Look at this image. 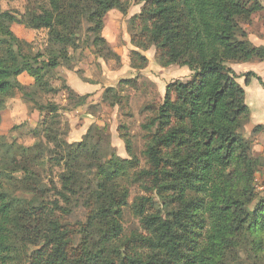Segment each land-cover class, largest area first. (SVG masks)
Listing matches in <instances>:
<instances>
[{"label":"trees","instance_id":"1","mask_svg":"<svg viewBox=\"0 0 264 264\" xmlns=\"http://www.w3.org/2000/svg\"><path fill=\"white\" fill-rule=\"evenodd\" d=\"M88 1L93 7L88 16L94 22L92 30L100 31L106 11L116 8L126 12L123 0ZM137 1L143 6L129 21L132 28H138L131 36L133 45L140 49L153 46L162 67L180 65L191 72L190 79L166 85L162 103L151 108L152 116L142 124L148 132L143 150L147 168L131 172L139 161L124 134L131 159L112 155L103 167H86L94 169L97 176L84 204L88 220L71 226L65 219L70 214L68 204H37L36 198L17 197L2 187L0 264H228L243 241L256 244L258 249L264 247V200L249 207L253 194L247 182L255 163L237 131L239 121L250 111L245 86L251 77L263 88L264 82L248 71L242 84L231 67L233 62L264 60V46L253 45L245 30L238 32V19L248 22L254 12L263 9L262 4L256 0ZM60 2L48 0L49 8L28 17L29 27L48 29L53 40L63 45L34 56L23 51L10 19L0 10V111L22 73L33 78L40 92L56 91L45 78L62 65L64 45L76 47L73 35L77 29L64 22L65 34L57 33L54 25L62 9ZM109 91L112 88L104 95ZM78 101L83 103L84 96ZM34 103L45 116V137L56 139L50 138L52 121L47 115H57L58 106ZM101 129L91 125L74 146L64 142L66 147H74L65 156L67 168L58 192L66 203L77 192L78 158L95 159L93 131ZM2 145L4 164H12V154L26 160L18 166L22 176L16 179L23 190L38 192L40 183L30 164L40 162L44 151L41 142L30 147L14 142ZM123 179H131L148 193L134 198L131 212L139 227L128 233L121 223L129 197L128 188L120 185ZM169 191V200L155 204L153 195L165 198ZM171 197L176 204H170ZM77 232L82 233L79 242L75 241ZM29 244L35 248L29 250Z\"/></svg>","mask_w":264,"mask_h":264},{"label":"rangeland","instance_id":"2","mask_svg":"<svg viewBox=\"0 0 264 264\" xmlns=\"http://www.w3.org/2000/svg\"><path fill=\"white\" fill-rule=\"evenodd\" d=\"M123 1L126 12L116 8L106 11L101 18L102 26L99 31L92 30L94 22L88 19L93 10L88 0H61L62 9L55 18L54 25L57 33L65 34L64 22L77 29L73 35L76 47L64 45L66 49L62 52V65L50 71L45 78L56 91L40 92L33 78L22 73L18 76L12 97L0 111V172H4V179H0V189L4 187L6 192L17 197L36 198L37 204H68L70 214L65 216V219L70 226L75 222L86 223L88 220V208L84 204L96 186L97 176L92 173L94 169L88 170L86 167L92 164L94 168L103 167L105 160L112 155L131 159L122 138L127 134L131 151L139 161L131 172L147 168L143 150L146 147L148 132L143 129L142 124L152 116L151 108H157L162 103L167 84L191 78V72L186 67L160 66L153 46L140 49L133 45L131 36L138 32V28H132L129 21L133 15L140 12L143 3H138L137 0ZM256 1L260 4L264 2ZM43 8H49L48 0H0V10L10 19L12 32L22 41L23 51L31 56L63 46L53 40L48 29H33L27 25L29 15L39 13ZM254 15H257V21L253 29H260L264 24V7L254 12L251 18ZM250 23L251 19L247 22L239 18L238 32L244 31L245 24ZM44 58L46 55L39 60ZM258 65L260 64L254 61L244 64L246 67ZM235 68L241 71L245 67L239 68L235 65ZM236 74L239 76L237 80L243 84L245 73ZM124 80H131V83ZM108 88H112V91L105 93V96L104 92ZM252 88L246 96L251 110L241 118L237 130L247 142L249 154L255 163L253 176L247 182L253 194L249 203L251 209L264 200V90L259 95L256 91L253 94ZM32 93L34 94L31 97ZM70 94L72 100H69ZM80 96H84V102L81 104L78 101ZM34 101L41 105L52 103L58 106L57 115H47L52 121L50 138L55 136L56 139L49 140L45 137V116L35 108ZM91 125L102 128L93 131L92 142L97 143L95 159L88 162L78 158V180L75 182L77 192L72 194L66 203L59 197L58 192L62 190V174L67 168L65 156L74 147L68 148L64 142L74 146L82 140ZM13 142L23 147L41 142L44 148L40 162L29 163L40 183L39 191L34 194L25 192L23 184L16 180L22 176L18 166L26 160L17 154L9 155L11 165H6L1 160L2 144ZM62 157L65 159L62 160ZM233 169L238 170L235 167ZM235 173L234 171L232 175ZM120 185L127 187L129 191L128 205L124 208L121 221L124 231L128 233L139 227L137 218L131 212V204L136 196L148 193L131 179L121 180ZM170 194L171 191L165 198L153 195V200L155 204H163L170 199ZM171 198L170 204H176L175 197ZM95 233L92 236L96 242L98 236ZM34 238L31 237V241L35 240ZM81 238L82 233L77 232L75 241L79 242ZM28 248L32 250L35 247L29 244ZM233 252L228 264H264V247L258 249L256 244L243 241Z\"/></svg>","mask_w":264,"mask_h":264},{"label":"crops","instance_id":"3","mask_svg":"<svg viewBox=\"0 0 264 264\" xmlns=\"http://www.w3.org/2000/svg\"><path fill=\"white\" fill-rule=\"evenodd\" d=\"M262 6L264 7V2L262 3ZM256 17H257V15L256 16L254 15L251 18V23L245 24V32L247 33L248 39L253 43V45L264 46V24L261 25L260 29H258V28H256L255 30L253 29V27H255V22L257 21ZM251 61H254L260 65L252 66V67H246V66H244V64L247 62H233V63H231V67H233L235 72H237V73L241 72V74H242V72L246 73L248 71H252L257 76H260L262 81L264 82V60H251ZM248 62H250V61H248ZM235 65L239 68L240 67L241 68L245 67V68H243L244 70H241V71L238 70L237 71L235 68ZM23 74H26V73H23ZM26 75H28V74H26ZM253 80H254V82H253ZM251 87H253L251 90L253 92V94L255 93L254 91H256L259 95H261V93H263L264 88L261 87V85H259V82L257 81V79L255 77H251L249 85L245 86V95L246 96L248 94V91L251 89ZM246 103L248 104L247 100H246ZM248 106H249V109L251 110L250 103ZM263 107H264V104H263ZM263 110H264V108H263Z\"/></svg>","mask_w":264,"mask_h":264}]
</instances>
